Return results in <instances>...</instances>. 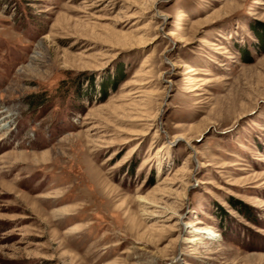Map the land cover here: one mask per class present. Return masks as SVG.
Returning <instances> with one entry per match:
<instances>
[{
  "label": "rangeland",
  "instance_id": "rangeland-1",
  "mask_svg": "<svg viewBox=\"0 0 264 264\" xmlns=\"http://www.w3.org/2000/svg\"><path fill=\"white\" fill-rule=\"evenodd\" d=\"M0 264H264V0H0Z\"/></svg>",
  "mask_w": 264,
  "mask_h": 264
},
{
  "label": "bare ground",
  "instance_id": "bare-ground-1",
  "mask_svg": "<svg viewBox=\"0 0 264 264\" xmlns=\"http://www.w3.org/2000/svg\"><path fill=\"white\" fill-rule=\"evenodd\" d=\"M172 34H173V31L170 30L168 35L171 36ZM178 136H180V134H175L173 137L176 138ZM197 223H198L197 221L194 222L193 220H191L186 225H187V227H192L193 228V226H195ZM212 233H214V231H213V229L211 227H197L196 233L194 234V235H196V237H194V239H196L199 234L200 235L201 234H208L209 235V234H212Z\"/></svg>",
  "mask_w": 264,
  "mask_h": 264
}]
</instances>
